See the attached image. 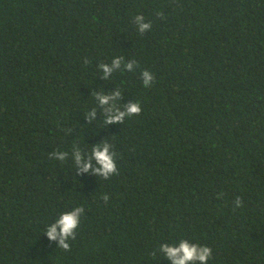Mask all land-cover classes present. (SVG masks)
I'll return each instance as SVG.
<instances>
[{"label":"trees","instance_id":"obj_1","mask_svg":"<svg viewBox=\"0 0 264 264\" xmlns=\"http://www.w3.org/2000/svg\"><path fill=\"white\" fill-rule=\"evenodd\" d=\"M117 89L141 112L105 125ZM103 141L119 174L80 173ZM78 206L65 251L45 229ZM181 239L264 264V0H0V264H171Z\"/></svg>","mask_w":264,"mask_h":264},{"label":"clouds","instance_id":"obj_2","mask_svg":"<svg viewBox=\"0 0 264 264\" xmlns=\"http://www.w3.org/2000/svg\"><path fill=\"white\" fill-rule=\"evenodd\" d=\"M137 29L140 33H144L151 29V23L145 22L143 15H137L135 17ZM123 57L115 58L112 60L111 65L101 63L98 68L102 71V79L108 80L111 73L116 69H119L122 63ZM138 67L135 60L125 65V68L132 72L134 68ZM141 79L145 88L150 87L154 81V76L150 71L144 70L141 73ZM96 101L99 102V106H102L104 112L103 123L105 125L113 123H123L126 118H130L134 115H138L141 112V105L139 102H129L127 105H123V108L118 106L120 103L121 92L117 89L111 93H93ZM89 116L95 117V110L89 113ZM91 123V120L89 121ZM113 145L107 141L94 144L90 154H86L81 151L80 148L73 146L71 158L78 166L79 172H93L96 176H100L107 180L114 175H118V169L116 164V153L112 151ZM52 158L59 161H65L69 153L64 151L53 152L50 154ZM222 196V194H221ZM103 200L107 202L109 196L105 194ZM219 198V197H218ZM242 200L240 197L236 198L235 206L240 207ZM84 213V207L78 206L72 210L65 211L60 214L55 222L50 223L46 229L45 234L49 241H58V247L65 251H70V240H74L76 237V229L80 224V218ZM159 252L164 254V258L171 261V264H208L209 259L212 257V249L206 245H200L193 243L188 239H181L176 243L168 244L163 243L159 247ZM156 255L155 252L152 253Z\"/></svg>","mask_w":264,"mask_h":264}]
</instances>
